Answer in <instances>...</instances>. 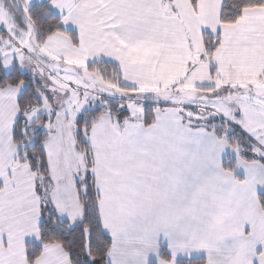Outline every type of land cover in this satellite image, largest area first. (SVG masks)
Returning <instances> with one entry per match:
<instances>
[{
  "label": "crops",
  "instance_id": "crops-1",
  "mask_svg": "<svg viewBox=\"0 0 264 264\" xmlns=\"http://www.w3.org/2000/svg\"><path fill=\"white\" fill-rule=\"evenodd\" d=\"M69 2L52 0L61 11ZM222 2L196 0L192 6L191 0H78L79 7L68 9L64 19L81 37L88 34L89 43L74 46L66 35L54 33L48 38L51 44L40 49L58 59L48 68L57 62L68 68L86 67L90 60L91 64H113L119 68L120 84L134 94L159 93L178 86L197 92L219 86L236 91L263 87L264 5L244 9L236 23L226 25L219 22ZM204 34L219 37L211 62L203 57ZM34 64L41 73L43 68L35 60ZM133 84L135 87L130 86ZM8 87L15 91L10 94L11 115L0 122V133L6 136L0 152L3 157L7 150L0 164L11 165L17 188L0 205V264H28L24 247L39 240V203L31 199L33 173L15 160L11 134L12 118L19 112V85ZM252 98L262 103L258 109L264 117V94L252 93ZM248 102L239 100L241 107ZM153 112L157 119L148 126L141 120L111 122L104 113L88 134L94 185L101 189L99 216L112 240L108 255L127 258L129 264H173L186 242L195 241L205 261L215 254L216 264H253L254 260L264 264V211L257 199L264 191V166L243 160L224 139L206 130V120L192 126L182 123L176 105L156 107ZM241 124L245 131L246 125ZM252 129L261 135L260 123ZM73 132L66 140L58 132L49 133L42 143L51 170L60 173L61 168L69 169L75 189V176L83 178L85 162L75 147L74 170L67 144L72 140L75 146ZM225 156L234 161L232 172L222 167ZM53 181V202L61 212L66 187L57 188L58 181ZM161 245L172 248L173 259L160 258ZM148 248L150 252L145 254ZM54 253L60 264H70L56 244L45 245L37 260Z\"/></svg>",
  "mask_w": 264,
  "mask_h": 264
},
{
  "label": "snow or ice",
  "instance_id": "snow-or-ice-1",
  "mask_svg": "<svg viewBox=\"0 0 264 264\" xmlns=\"http://www.w3.org/2000/svg\"><path fill=\"white\" fill-rule=\"evenodd\" d=\"M171 3V0H168ZM257 3H264V0H255ZM195 3V0H193ZM225 5L229 11L233 10L234 5H227L225 0ZM225 5H222L224 7ZM79 7L78 0H70L68 3V8L61 11L52 0H0V122L6 120L8 116L11 115L10 105V94L15 91L14 87H8L6 81H11V85H19V91L16 94V102L20 106V111L17 112L16 116L13 117L12 133L15 139H21L24 141L23 144L18 145L17 152H23L25 150H32L39 148L42 153L44 160L39 166V170L43 173L42 176H37L34 181V187L32 189L33 195L31 199L38 200L39 207L41 210V216L39 219L38 226L43 229L40 233V239L35 241V249L30 252L29 259L34 261L35 264H44L45 259H47L48 264H60V259L57 254L51 256L41 257L40 260L36 259V253L44 250L45 245L42 243L46 237L59 233L62 240L61 243L66 246L67 256L70 262L73 264H129L127 258H114L108 255L105 248V242L110 240V232L108 229L103 227V224L99 218V204L96 202V198L101 195V189L94 185L93 178L95 177V172L92 171V161L88 160V153H85L86 163L83 171V178L80 175L75 176V183L78 189V195L85 198L93 199L94 210L89 209L87 203L85 202V213L82 217L78 218L70 227H63V221L66 218L62 215L56 208L53 202L52 187L55 182L53 181L51 173V166L47 161V150L45 145L41 143L42 138L49 133L55 132L54 128H45L44 124L32 127V122L28 119V116L23 115L24 112H31V108L24 107V97L25 94L32 91V95L36 97L39 104H43L44 98L46 97L49 101H53L54 95H56V88L54 81L50 79L52 76H63L65 74H71L68 66L59 65L55 69H50L47 67L48 64L54 63L48 56L43 52H40L41 47H48L51 41H48V37L52 36L56 30L66 31L72 34V44L80 46L81 42L86 45L89 43V35L85 34L83 37L80 36L76 27L70 22L65 21L64 16L67 15L68 9ZM46 10V11H45ZM31 20H36L37 24L34 26V31L36 33V44L33 46L34 51H30L28 48L21 49L22 53L26 56L31 57L32 60L37 61L40 67L44 68L45 73L34 72L32 69L36 68V64L32 65V68L24 67L17 60V53H12V62L8 63V57L5 55L7 48L11 47V44H3V40H11L16 47H20L19 40H14L13 37L23 39L22 32L28 33L29 25ZM40 21L51 22L47 26L41 24ZM219 31V30H218ZM30 38V37H29ZM220 43L216 39L210 44L208 50L209 52L215 51L217 45ZM203 58V57H202ZM60 60H63V53L60 54ZM92 61H89L91 64ZM74 67V66H73ZM79 72V69H74ZM23 79V83H20ZM70 87L76 88V85L72 81H68ZM135 87V85H130ZM39 89V90H37ZM78 96L84 98V89L82 87L76 88ZM230 90L224 88L213 95L226 94ZM43 92L42 97L40 93ZM70 92L67 90L63 93L62 99L68 100ZM251 99L252 97H248ZM124 100H133L135 96L122 97ZM71 101L69 100V103ZM231 103V102H229ZM159 107H165L172 104V101L165 100H155L152 102H145L144 107L148 110L153 109V105ZM38 107V106H37ZM63 104H58L51 112V116L45 114L44 109L38 107L37 115L33 118H39L41 115H45V123H48L52 118L56 117L58 111L63 108ZM112 111L107 112V119L111 122L120 123L124 117H128L131 121L135 122L141 119L139 115L133 116L132 110L127 107V105H111ZM75 109V105H73ZM99 107L85 106L83 110L77 113L76 116V136L80 138L81 142L85 145H90L91 141L88 138V134L92 131L91 120L92 118H86V112H96L99 111ZM206 110H208L206 106ZM118 114V115H115ZM68 113L65 111V116ZM115 115V120L113 117ZM157 113L153 112V119H157ZM237 116L240 115L239 111L236 113ZM21 117H23V123L21 122ZM200 119H205L209 123L215 119L216 116L204 117L202 114L199 115ZM187 120H195L196 116H187ZM221 121H225L232 125L233 130H238L241 136H247L248 140L252 143H248L246 147L251 150L253 144H257L262 149L264 146L259 145V142L250 134L246 133L235 121L227 120L222 114L219 117ZM145 125L148 123L147 117H144ZM34 133L31 139H29V134ZM232 133L229 132V135ZM6 136L0 133V152L3 151L4 141ZM253 155H258L253 153ZM264 160V156L259 157ZM22 160L27 159L33 168L36 167V157L31 154L21 157ZM5 163H7L5 161ZM14 172L11 165L5 167L0 164V205H3L5 200L11 198L15 193L14 190L17 188V180L12 179L14 177ZM22 180V178H21ZM95 188V191H94ZM260 195L264 197V191L260 192ZM47 213V215H44ZM88 225L87 230L85 225ZM35 240V237H33ZM171 243V238H169V244ZM166 255L169 259H173V251L171 247H168ZM200 249L196 247L195 241L186 242V247L182 252L175 255L173 259V264H214L211 257L207 261L199 258ZM253 264H258V261H253Z\"/></svg>",
  "mask_w": 264,
  "mask_h": 264
},
{
  "label": "rangeland",
  "instance_id": "rangeland-1",
  "mask_svg": "<svg viewBox=\"0 0 264 264\" xmlns=\"http://www.w3.org/2000/svg\"><path fill=\"white\" fill-rule=\"evenodd\" d=\"M22 36L23 39H19L15 36L13 37L14 40H19V44H20L19 48L16 47V45L13 44L11 40H7V39L3 40V44L12 45L11 47L7 48L5 55L8 57V63L10 64L12 62V53L16 52L18 54L17 60L24 67L32 68V65L34 64V60H32L31 57L26 56L21 51V49L23 48H28L30 51H34L33 46L36 44V42L34 40V33L31 24L29 25L28 33L22 32ZM40 52H42L41 49ZM47 56L52 61L58 60L57 58L51 57L50 55ZM58 66L59 64L57 62V64H54L52 67H50V69H55ZM87 66L88 65H86V67ZM70 67L71 68L69 69L71 70V74H65L63 76L56 75L50 77V79L54 81V85L56 88L61 89L63 93L66 90L71 93L68 100L62 99L63 93L56 92L53 101H49L45 97L43 104H37L36 106H32L31 112L24 113V115L28 116V119L33 123L39 120L35 125V127L43 123L45 128H54L55 133L56 132L60 133L61 134L60 138H63V140L69 138L70 132L72 131L75 132V127H74L75 118L77 116V113L83 110L85 106L99 107V109L104 108V109H108L109 111L111 110L110 105H113L115 102H117L118 103L117 105H121V106L127 105V107L132 110V115L133 116L139 115L141 117L140 120L143 122V118H142L144 112L143 110L147 109L144 107V103L146 101L152 102L155 100L162 99L165 101H172V105L177 106V111L181 115V121L184 124H189L191 126L192 124L193 125L202 124V122L200 121H203V119L199 118L200 112L204 117L216 116L217 120H220L219 117L222 114L224 117L227 118V120L235 121V123H239V125L241 124V122L245 124L246 127H243L244 126L243 124H241V127L245 128V131H247L250 135H252L259 142V145L264 146V136L262 135V133L264 132V130L262 129L264 128V117H263V113H261L262 115L261 117L259 116L260 112L258 109L260 108L259 105H262V103L258 104L259 103L258 100H254L253 98L251 99L247 98V96L249 95L252 97V93H256V92L264 94V86L258 88L242 87L238 91L236 90L229 91L226 94L215 95V96L213 95L214 93H217L218 91L222 92L224 88H220L221 86H219L215 90H208L207 92H204L205 90L201 89V91L197 92L196 90L194 91L193 89L187 90V88L178 86L174 89L171 90L169 89L167 91L164 92L162 91L159 93L146 94L145 92L144 93L137 92L134 94L126 89L121 88L120 86L121 84H119L120 79L119 77L117 78V74L111 76L110 73L108 74L107 71L104 70L102 72L99 71L98 73L97 71L87 70L86 67H77V66L72 67V65ZM74 69H79V72H76ZM32 70L34 72H37L38 71L37 66ZM41 73L46 74L44 68ZM68 81H72V83L76 85V88L82 87L84 89V98H80L78 96L76 88L70 87ZM228 89L232 90L231 88ZM40 95L43 97L44 93L41 92ZM133 95L135 96V99L133 100L121 99L122 97H128ZM241 98L242 99L246 98L247 100H249V102L243 105V107H241L239 103V100ZM69 100L71 101L70 103ZM58 104H63L64 107L57 112L56 117L52 118L50 122L45 123V115H41L39 118L33 120V118L36 117L37 115L38 107L40 109H44L45 114L47 116H51L52 110L56 108ZM73 105H75V109H73ZM206 106L208 110H206ZM153 107L156 108L159 106H156L154 104ZM237 109L240 113L239 116L236 115ZM65 111H67L68 113L67 116H65ZM185 115L196 116L197 119L187 120L185 119ZM123 120L131 121L128 117ZM255 123L256 124L260 123L261 135L258 134L257 130L252 129ZM74 132L73 134L75 135ZM11 142L16 147L15 149V153H16L15 160H16L18 154L17 152L18 145L14 144L12 139ZM61 142L58 144L56 149V152L58 154L61 153V148L59 147V145H61ZM67 144L68 147L71 149L72 154L70 155L69 152L66 153L67 155H70V160L73 161V163L75 162L74 170H76L77 162L76 159H74L75 157H77L76 156L77 152L75 150L76 144L74 146L72 140L70 143ZM253 147L256 153H258L260 156H264V149H261V147L258 146L257 144H254ZM4 152H5L4 157L0 153V161H3V159H5L7 156L6 149L4 150ZM82 155L84 157V162L86 163L85 155L83 153ZM19 163H24V162H19ZM64 169L61 168L60 173H58L57 169L53 168L51 170L50 175L55 181H58L56 184L57 188L62 189V187H66L65 198H64L65 207L63 211H61L60 213L66 217L65 219L68 220L67 223L70 225L72 222L76 221L78 218L83 216V208H82V204H80L78 189L77 191H76L77 187L73 189V183H71L74 178L71 175H69L70 172L69 169L66 168L65 173H64ZM60 191H57L56 195H59ZM78 203L80 204L79 208H78ZM144 252L145 254H149L150 249L148 248ZM130 255L133 256L132 254ZM212 260L214 264H216L215 261L218 259L215 254H212Z\"/></svg>",
  "mask_w": 264,
  "mask_h": 264
},
{
  "label": "trees",
  "instance_id": "trees-1",
  "mask_svg": "<svg viewBox=\"0 0 264 264\" xmlns=\"http://www.w3.org/2000/svg\"><path fill=\"white\" fill-rule=\"evenodd\" d=\"M226 4L227 5H234L233 10L229 11L227 9V6L225 5V0H223V2L221 4V9H220V14H219V22L221 24H226V25L236 23L237 20L240 19L241 13L244 9L259 8V7H262L264 5V3H257V2H255V0H226ZM191 5L192 6L195 5V3H193V0H191ZM222 5H225V6L222 7ZM40 23L47 26V24L51 23V22L40 21ZM30 24L32 25L33 33H34V40L36 42V33L34 31V26L37 24V21L31 20ZM54 33H61V34L66 35L72 43L73 37H72L71 33L66 32V31H60V30H56ZM216 39L219 40V37L218 36L211 37L208 34L203 35V48H204L203 57L209 62H211V59H212L214 53L216 52L219 44L217 45L215 51L209 52L208 48H209L210 44L213 43ZM74 46H76V45H74ZM86 69L91 70V71H97L98 73H99V71L102 72L104 70V71H107L108 74L110 73L111 76L114 74H117V78L118 77L120 78V73L118 71L117 66H115L113 64H109L107 62L97 61V62H94L93 64L88 65L86 67ZM210 73H211V75L215 74L212 66L210 68ZM23 82H24L23 79H21L20 83H23ZM5 86H12L11 81L10 80L6 81ZM15 86H17V85H15ZM120 86L122 89H126L128 91H131V89L125 88L122 85H120ZM37 90H39V89H37ZM37 104H39L38 101L35 99V96L32 95V91L29 90V92L26 93L25 97H24V107L25 108H31L32 106H36ZM114 104L117 105L118 103L115 102ZM17 107H18V111H20V106L18 104H17ZM110 108H111V110H109V111H112L111 105H110ZM153 110H154V107L152 110H148V109L143 110L144 112H143V116H142V118H143L142 123L144 126H148L153 122V116H152ZM107 112H108V109L100 108L99 111H96L94 113L93 112H86L85 117L86 118H89V117L92 118V120H91V126H92L97 121L99 116H101L102 114L107 113ZM24 113H23V115H24ZM115 115H118V114H115ZM145 116L147 117V121H148V123L146 125L144 123V117ZM125 118H127V117H124L123 119H125ZM38 121L39 120H37L34 123L32 122V127H35V125L37 124ZM75 121H76V118H75ZM75 121H74V127H75L74 137H75L76 147L84 155H85V153H88V160L92 161V156H91L89 145L83 144L81 142L80 138L76 136L77 125H76ZM21 122L23 123V117H21ZM204 126H205L207 131L212 132L217 138L224 139L229 144L231 149H233L243 160H245V161H258L259 163H261L264 166V160H261L259 158L260 155L254 151V147H253L254 144L252 145L251 150H249L246 147V145L248 143H252V142L248 140L247 136H241L240 132L238 130H233V127L231 124L215 119V120L211 121L210 123L206 120L204 123ZM229 132H231L232 134L229 135ZM33 135H34V133L29 134L28 138L31 139ZM44 138H45V136L42 138L41 143L43 142ZM11 139H12L13 143L16 145H21L24 143V141L21 139H15L13 136V133L11 134ZM29 151H31V154L36 157V167L35 168H33V166L30 164L29 160H27V159L22 160L21 159V157L27 156L29 154ZM253 153H256L258 155H253ZM43 160H44V157H43L42 153L40 152L39 148L32 149V150H25L23 152H20L17 154V159H16L17 162H24L28 166V168L30 169V171L34 175V179L37 176L43 175V173L39 170V166L43 163ZM91 167H92V165H91ZM222 167L224 170L232 172L234 170L233 159L230 156H225L223 161H222ZM79 199H80L81 204H82L83 215L85 213V202L87 203L89 209L94 210V203H93L92 198H88L87 201H85L84 197L79 196ZM257 199H258V202H259L262 210L264 211V197H262L260 194H258ZM96 202H97V198H96ZM44 215H47V213H44ZM39 216H41L40 207H39ZM99 218H100V216H99ZM62 226L67 228V227H70L71 225H69L67 223V221L64 220ZM87 228H88V225L86 224L85 229L87 230ZM42 231H43V229L38 226L39 239H40V233ZM61 240H62V238H61L60 234L56 233V234H52V235L46 237L42 243H44V245L56 244L67 254L66 246L61 243ZM111 244H112L111 238L109 241L105 242V248L107 250V253H109V250L111 248ZM24 248H25L26 262L28 264L34 263V261L29 259L28 254L35 249V243L28 242L25 244ZM166 252H167L166 246L161 245L159 256L163 261H169V258L167 257ZM40 254H41V251L36 253V259L40 256ZM199 258L205 261V259L203 257H199ZM70 264H73V262H70ZM150 264H154V263H150Z\"/></svg>",
  "mask_w": 264,
  "mask_h": 264
},
{
  "label": "water",
  "instance_id": "water-1",
  "mask_svg": "<svg viewBox=\"0 0 264 264\" xmlns=\"http://www.w3.org/2000/svg\"><path fill=\"white\" fill-rule=\"evenodd\" d=\"M56 88V87H55ZM56 92H58V93H63V91L61 90V89H58V88H56Z\"/></svg>",
  "mask_w": 264,
  "mask_h": 264
}]
</instances>
